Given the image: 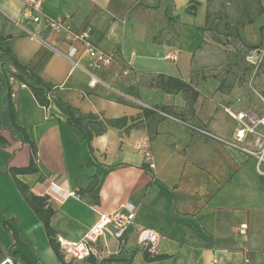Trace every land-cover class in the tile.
<instances>
[{
	"label": "crops",
	"instance_id": "crops-1",
	"mask_svg": "<svg viewBox=\"0 0 264 264\" xmlns=\"http://www.w3.org/2000/svg\"><path fill=\"white\" fill-rule=\"evenodd\" d=\"M25 1L0 0V56L6 70L5 77L0 75V259L10 256L14 264H264V161L258 170L253 155L198 130L235 141L236 113L264 116L263 108L229 99L218 90L217 79H198L204 68L197 55L214 18L206 23L212 1L40 0L30 14ZM251 1H258L263 13L230 30L240 42L255 46L264 38V0ZM196 2L194 13L186 11ZM45 19H65L75 31H87L90 43L114 52L115 61L94 69L82 56V68L72 67L64 56L70 42ZM5 50L53 85L55 97L88 116L81 128L69 125L55 103L39 105L29 88L9 75ZM83 69L98 78L95 86L88 85ZM159 74L192 80L200 93L194 118L185 122L157 110L167 106L178 112L185 106L182 93L150 85ZM142 108L163 117L150 131ZM13 111L21 130L15 128ZM120 118L125 124H107ZM138 143L148 146L154 168L136 149ZM237 144L259 151L264 126L258 123ZM31 159L35 172L13 176L10 169L26 167ZM15 180L27 195L46 199L52 210L50 235ZM127 204L133 207L132 223L120 239L102 235L97 256L72 258L60 249L58 237L77 242L100 214H127ZM144 230L159 237L153 254L138 241Z\"/></svg>",
	"mask_w": 264,
	"mask_h": 264
},
{
	"label": "built area",
	"instance_id": "built-area-1",
	"mask_svg": "<svg viewBox=\"0 0 264 264\" xmlns=\"http://www.w3.org/2000/svg\"><path fill=\"white\" fill-rule=\"evenodd\" d=\"M40 7V0H27L25 1L24 8L28 14L37 10ZM33 21H39V17L30 16ZM44 24L49 26L51 29L55 31H63L64 39L70 42V47L64 54L65 58L71 63L72 67L82 68L79 64V58L82 56H87L89 59V66L94 69H103L108 68L115 61L116 54L114 52H106L103 51L96 46H94L88 40V32L85 30L75 31L72 26L65 19H57L50 20L45 19ZM79 41L81 43L80 48L77 47L74 42ZM86 73L89 74L90 79L88 85L90 87L95 86L99 80L92 73H90L87 69H83ZM127 69L122 73L126 74ZM12 96H14L12 94ZM128 98V97H126ZM262 104L264 105V97H260ZM239 123V128L236 129L234 133V140H224L218 136H215L208 131L198 129L204 135L208 137L215 138L220 140L227 146L241 149L256 158V167L259 170V164L261 161H264V146L259 151H250L245 148H241L238 146L237 142L242 141L247 133H254V126L258 123L264 126V116L261 118L256 117L253 112H238L234 115ZM248 120L251 122L252 126H248L244 120ZM136 149L148 160L151 161L150 167L154 168V163L152 161L151 152L146 144L138 143L136 145ZM51 191L61 194L62 196H66L64 193H60L59 190L51 186ZM125 208L128 210L127 214L122 213L120 210L115 211L109 215L100 214L98 221L87 231L84 237L77 242H69L60 237L57 238V243L64 251L65 254L70 255L72 258L85 259L89 256H97L98 255V241L99 238L105 233H110L113 237L120 239L124 232L127 230L129 225L132 223L135 215L133 212V207L130 204L125 205ZM109 225H112L113 231L109 230ZM242 233L244 231L242 230ZM158 235L152 230H144L138 236L139 243L144 247V249L153 254L157 250V242ZM0 264H14V260L10 256H5L0 259Z\"/></svg>",
	"mask_w": 264,
	"mask_h": 264
},
{
	"label": "rangeland",
	"instance_id": "rangeland-1",
	"mask_svg": "<svg viewBox=\"0 0 264 264\" xmlns=\"http://www.w3.org/2000/svg\"><path fill=\"white\" fill-rule=\"evenodd\" d=\"M209 9L210 17L214 18L207 30V40L198 51L197 63L204 68L198 75L216 77L222 83L221 92L232 101L256 110L264 109L260 98L264 97V38L257 48L250 49L230 30L256 11L255 1L212 0ZM217 15H220L218 22ZM5 71L0 56V75L5 77Z\"/></svg>",
	"mask_w": 264,
	"mask_h": 264
},
{
	"label": "trees",
	"instance_id": "trees-1",
	"mask_svg": "<svg viewBox=\"0 0 264 264\" xmlns=\"http://www.w3.org/2000/svg\"><path fill=\"white\" fill-rule=\"evenodd\" d=\"M211 1L212 0H207V4L210 3ZM255 3H256V11L253 13V16L263 13V9L261 8V6H259L258 1L257 2L255 1ZM198 4L199 3L196 2L194 5L187 7L186 11H190L194 13L196 9V5ZM210 14H211L210 11L207 9V12H206V23L207 24H208ZM215 18L218 19L219 21L220 15H217ZM252 21H253V17L249 16L245 22L238 23L237 26H244L245 24L252 23ZM211 23H209V26ZM216 24L217 23L215 22V25ZM226 27L228 28V25ZM262 29L264 30V28H261V31ZM3 39H4L3 37H0V41ZM258 45H255V46L246 45V46H248L250 49H255L257 48ZM3 53H4L3 55L9 58V67H8L9 75L13 79L17 80L18 82L28 87L39 105L45 108H48V106L51 103H55L57 107L59 108V110L67 116L66 121L69 125L77 129L81 128L83 121L86 118H88V116L82 115L81 113H79L77 109H74L73 107H71L69 104H67L60 98L55 97L53 95L54 86L49 83L44 82L39 76L35 75L28 68L20 65L15 59V57L11 55L10 51L5 50L3 51ZM208 77H212L216 79V77L214 76H205V75H200L198 79L204 81ZM150 85L156 88H160L169 94H176L180 92L182 93L184 100H185V106L181 111L177 112L172 107H167V106L158 107L157 108L158 111L165 113L167 115L176 117L179 120H182L185 122L188 120L187 118H194L196 116L194 105L196 103L197 98L200 96V93L197 91L192 80L185 81L179 77L165 76L163 74H159V75H156L151 80ZM218 90L222 91L221 82H219ZM141 115L144 117L145 120H147L146 128L148 131L152 129L154 124L158 123L159 121L163 119V117L157 114L153 109L142 108ZM11 116H12L15 128L21 130V128L16 125L14 111L11 112ZM125 122H126V118H120V119H115V120H108L107 124L110 126H116L119 123L123 125L125 124ZM153 132H155L154 129H153ZM1 141H2V138L0 137V143ZM10 171L13 174V176H15L16 174H25V173L35 172L36 167L34 165L33 159H31L30 163L26 167L13 168V169H10ZM15 181L23 197L25 198L27 204L33 210V212L38 217V219L41 220L43 226L47 230V233H49L50 235V230H51L50 219L52 215V210L47 205L46 199L43 197H37L35 195H27L25 193V186L22 183H20L18 180H15ZM0 216H1V211H0ZM7 222L8 221L6 219H3L4 226L8 224ZM12 234L15 238H17V234L14 230H12Z\"/></svg>",
	"mask_w": 264,
	"mask_h": 264
}]
</instances>
